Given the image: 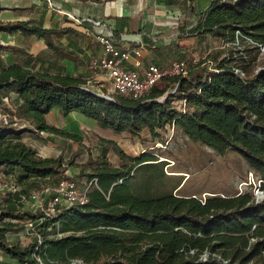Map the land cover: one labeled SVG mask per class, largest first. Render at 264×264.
<instances>
[{"label":"trees","instance_id":"trees-1","mask_svg":"<svg viewBox=\"0 0 264 264\" xmlns=\"http://www.w3.org/2000/svg\"><path fill=\"white\" fill-rule=\"evenodd\" d=\"M0 28L35 34L53 53L70 58L51 41L69 28L48 29L27 21ZM188 35L200 43L208 38L229 43L209 48L204 59L188 65L185 75L158 78L140 98L105 96L76 76L18 66L0 71V170L14 173L23 185L15 184L17 190L0 199V254L16 264H264V69L250 70L248 59L232 46L248 38L264 43V0H210ZM53 108L62 115L80 112L115 133L137 135L146 128L162 141L158 129L169 126L220 155L235 152L259 179L262 197L256 199L251 191L204 199L176 193L184 182L167 186V160L149 153L128 155L110 140L83 163L66 164L62 154L40 156L23 134L49 132L80 140L47 123ZM112 146L129 164L109 161ZM69 167L94 179L83 204H57L49 213L25 209L23 199L32 190L62 179L74 181L64 173ZM20 222L30 223L36 232L24 248L8 238V231L23 227Z\"/></svg>","mask_w":264,"mask_h":264},{"label":"crops","instance_id":"crops-1","mask_svg":"<svg viewBox=\"0 0 264 264\" xmlns=\"http://www.w3.org/2000/svg\"><path fill=\"white\" fill-rule=\"evenodd\" d=\"M209 2L210 0H0V24L27 21L48 29H71L58 36H51V41L69 53L68 58L69 56L61 57L53 53L42 37L0 28V71L18 66L51 75L76 76L82 81L91 78L97 89L109 90L110 81L107 77L102 72L94 74L88 67L93 57L103 53V47L95 37L96 33L111 32L115 44L121 49L138 47L141 65L135 67L130 60L124 62V65L142 75L148 64L166 68L171 61L178 60V57L185 58V33L196 24ZM91 20L99 23L95 25ZM191 38L196 40L195 36ZM13 97V93L10 94V99ZM8 100L9 98L4 97L3 103L8 104ZM72 113L79 114L85 121L95 122L77 111L68 114ZM61 115L58 108H53L46 114V121L67 131L62 128ZM3 118L4 114L0 113V120ZM26 134L37 139L44 136L29 132L23 134L22 139L31 146L33 145L27 140ZM44 134V143L59 139L70 140L54 133ZM14 238L12 236L11 239ZM10 262L16 263L7 255L0 254V264Z\"/></svg>","mask_w":264,"mask_h":264},{"label":"rangeland","instance_id":"rangeland-1","mask_svg":"<svg viewBox=\"0 0 264 264\" xmlns=\"http://www.w3.org/2000/svg\"><path fill=\"white\" fill-rule=\"evenodd\" d=\"M184 37L186 38L183 41L186 52L183 60L187 65L195 64L204 59L209 48H221L229 43L217 38H209L204 42L197 43L191 38L192 36ZM232 46L241 51L244 57L248 59L250 70L264 69V43L262 45L254 44L253 40L248 38L239 39V42ZM83 83L100 93L106 94L109 91L100 86L98 88L101 90L97 89L93 81L87 83L86 80H83ZM109 92L111 93V91ZM81 117L79 114L72 113L65 117L61 115L60 118L62 128L77 134L80 137L79 141L59 139V141L51 142L45 140L46 143H44L45 134H42L44 135L43 138L39 137L38 139L33 135L26 134L27 140L31 141L40 156L48 157L62 154L66 164L71 161L74 163L85 162L91 153L94 156L99 152L101 143L109 142V140L113 145L131 156H137L141 153L157 155L158 160L165 159L168 161V164H165L163 168L164 173L168 176L166 178L168 179V187L171 183L180 180L184 183L179 189L173 190L174 192L186 195L195 194L202 199L210 195L229 196L242 191H251L255 195V189L259 187V179L249 170L246 161L239 154L228 151L220 155L212 148L192 141L173 127L167 126L165 129H158L160 137L164 139L162 141L160 138L153 137L146 128L137 135H131L127 131L115 133L98 127L95 122L85 121ZM107 157L114 165L129 164L128 160L121 159L113 146L110 148ZM78 171L79 168L69 167L64 173L74 179L78 187L84 188L88 184L89 178L78 176ZM15 184L19 185L20 189L23 186L18 182L14 173L5 175L0 170V199L6 197L11 191V185ZM45 198L47 197L45 196ZM258 198L256 197V199ZM41 202V199L32 201L28 196L23 199L24 207L27 210L45 209L44 203ZM20 223L22 226L23 222ZM35 234L34 228L27 222L21 229L15 228V230L8 231V238L11 240L14 236L16 242L24 248L31 243L32 236ZM8 264L16 263L10 262Z\"/></svg>","mask_w":264,"mask_h":264},{"label":"built area","instance_id":"built-area-1","mask_svg":"<svg viewBox=\"0 0 264 264\" xmlns=\"http://www.w3.org/2000/svg\"><path fill=\"white\" fill-rule=\"evenodd\" d=\"M91 21L95 25L99 23L98 21ZM95 37L101 43L103 53L98 57H93L88 67L94 74L102 72L110 81L109 91H111V93L109 91L106 94L102 93L105 96H109L112 93H119L133 98H140L148 94L152 85L158 78L167 74L185 75L188 71L187 64L180 61H173L166 68H161L156 64H148L143 69L141 75L137 70L127 68L124 65V62L129 60L135 67L141 65V61L138 58L141 52L138 47L133 49L119 48L115 44L111 32H98ZM234 71L238 73L240 77H244V72L239 68H235ZM91 81H93L91 78L86 79L87 83ZM83 86L88 87L85 83H83ZM92 181H94V179L89 181L84 188H80L75 181L71 179H62L56 183L43 185L36 190H32L29 197L32 201L41 199V203H44L47 199L45 210L49 213L54 210V206L57 204L67 206L83 204L86 201L88 185ZM10 190L16 191L17 187L11 185ZM255 195L257 198L259 196L262 197V190H260L259 187L255 189ZM45 196L47 198H45ZM29 225L31 224L29 223ZM16 244L21 247L18 242H16Z\"/></svg>","mask_w":264,"mask_h":264}]
</instances>
